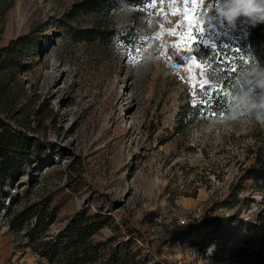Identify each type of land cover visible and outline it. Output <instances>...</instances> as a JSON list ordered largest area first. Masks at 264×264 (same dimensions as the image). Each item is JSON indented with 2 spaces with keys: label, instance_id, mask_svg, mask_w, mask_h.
Here are the masks:
<instances>
[{
  "label": "rangeland",
  "instance_id": "rangeland-1",
  "mask_svg": "<svg viewBox=\"0 0 264 264\" xmlns=\"http://www.w3.org/2000/svg\"><path fill=\"white\" fill-rule=\"evenodd\" d=\"M83 1L0 0V47L25 34L35 43L24 57L25 69L0 73V117L48 146L32 177H24L29 183L15 189L17 202L10 211L54 188L65 189L73 179L79 189L50 230L94 190L118 202L110 212L115 220L128 215L153 243L170 237L158 264H241L233 251L216 255L205 228L166 226L165 234L153 219L185 214L195 206L204 213L244 168L259 165L255 151L264 127L250 113L234 119L216 113L212 99L230 88L217 90L218 69L205 70L202 47L228 43L247 65L249 57L260 63L263 48L255 53L251 46L241 47L246 34L240 19L233 25L224 21L216 11L221 0H195L202 32L191 52L178 55L174 45L180 37L170 33L188 31L185 15L192 0H106L108 9L75 10L74 4ZM82 29L95 34L79 38ZM192 57L202 65L203 76L200 69L189 73ZM190 75L208 81L207 94H199V83L194 91ZM186 102L182 119L180 106ZM240 196L246 198L236 209L240 217L252 221L264 213L258 192ZM233 211L213 214L227 218ZM6 221L0 211V264H45L24 247L22 231H10ZM235 229L231 225L226 238L229 250L241 234Z\"/></svg>",
  "mask_w": 264,
  "mask_h": 264
},
{
  "label": "trees",
  "instance_id": "trees-1",
  "mask_svg": "<svg viewBox=\"0 0 264 264\" xmlns=\"http://www.w3.org/2000/svg\"><path fill=\"white\" fill-rule=\"evenodd\" d=\"M223 0H221V4ZM111 3L106 0L83 1L74 4V9H93L96 6L107 7ZM108 9V7H107ZM222 18V17H221ZM239 25L246 34L242 46H251L255 53L264 51V23L253 26L246 17H238ZM78 37L89 40L95 34L93 29L77 31ZM34 41L30 34L17 36L7 45L0 47V73H13L26 68L25 58ZM205 54V70L216 67L218 76L215 81L218 89L230 88L224 92L217 91L212 99L216 113L230 115L229 94L235 91V81L249 65L237 57V52L227 43L220 48L218 44L208 43L202 47ZM222 51L227 63L216 64L213 51ZM262 54V52H261ZM264 68V52L258 64ZM258 91V90H257ZM189 103L180 106L184 118ZM239 115H248L241 112ZM238 116V115H237ZM181 119V120H182ZM259 127H264L253 117ZM181 120L179 122L181 123ZM260 140H257L255 162L259 165L244 168L231 183L226 194L212 201L205 209V214L191 228H205L207 239L217 254L228 251L232 257L242 260L241 264H264V213L255 219L240 217L237 207L246 201L240 194L248 191L258 192L264 201V129ZM48 146L35 134L26 131L0 117V211L7 216V227L12 232L22 231L24 247L43 260L45 264H158L161 259V248L170 237H161L153 243L145 237L143 231L136 227L128 215H119L115 220L110 212L118 203L110 199L106 193L92 190V194L84 198V202L68 215L62 225L50 230L61 209L71 202L72 193L77 192L79 183L70 179L64 183L65 189L54 188L37 201L25 204L10 211L17 202L15 189L24 177H32L35 164L47 153ZM44 162V161H43ZM23 179V180H22ZM26 184L29 180L26 179ZM27 188L24 189V192ZM219 209L234 210L227 218L214 215ZM233 225L241 234L236 238L232 248L226 246V238ZM164 233L169 234L163 226ZM109 233L103 235L102 230Z\"/></svg>",
  "mask_w": 264,
  "mask_h": 264
},
{
  "label": "clouds",
  "instance_id": "clouds-1",
  "mask_svg": "<svg viewBox=\"0 0 264 264\" xmlns=\"http://www.w3.org/2000/svg\"><path fill=\"white\" fill-rule=\"evenodd\" d=\"M216 11L229 25L241 16L248 18L253 26L264 23V0H223ZM247 62L249 67L237 77L235 91L228 97L230 117L234 119L241 112H247L264 125V68L250 57Z\"/></svg>",
  "mask_w": 264,
  "mask_h": 264
},
{
  "label": "snow or ice",
  "instance_id": "snow-or-ice-1",
  "mask_svg": "<svg viewBox=\"0 0 264 264\" xmlns=\"http://www.w3.org/2000/svg\"><path fill=\"white\" fill-rule=\"evenodd\" d=\"M197 4L195 0H192V10L191 12L186 13L185 19L188 21V31L185 33L182 30L178 33L176 30H172L170 35L176 36L178 35L180 37V42L175 44L174 47L179 49V51L176 53L178 55L181 51L191 52L193 50L194 44L197 42L199 38V34L202 32L201 25H198L195 19V9L197 8ZM181 25L183 26V22H181ZM203 43H207V41H203ZM217 59L215 61L216 64H219L221 62L227 63L228 61L224 58V54L222 51H213V54ZM191 63L189 64L188 71L190 74L196 73L197 69H200V76L204 75L202 65L198 63V60L195 57L190 58ZM191 80L194 81V91L195 89V83H199L200 85V93L201 95L208 93V81L204 80L202 82L195 81V76L190 75L189 77ZM209 99H212V96L209 95Z\"/></svg>",
  "mask_w": 264,
  "mask_h": 264
},
{
  "label": "built area",
  "instance_id": "built-area-1",
  "mask_svg": "<svg viewBox=\"0 0 264 264\" xmlns=\"http://www.w3.org/2000/svg\"><path fill=\"white\" fill-rule=\"evenodd\" d=\"M202 215H203L202 207L195 206L192 209L188 210L185 214L175 213L172 218L171 217L165 218V217H161L160 215H157L156 217H154L153 223L158 228L167 226L169 228L172 227L181 231L185 228L194 225ZM182 222L185 223L181 224Z\"/></svg>",
  "mask_w": 264,
  "mask_h": 264
}]
</instances>
